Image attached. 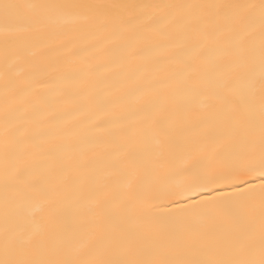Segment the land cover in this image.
I'll return each instance as SVG.
<instances>
[{
    "label": "snow or ice",
    "instance_id": "obj_1",
    "mask_svg": "<svg viewBox=\"0 0 264 264\" xmlns=\"http://www.w3.org/2000/svg\"><path fill=\"white\" fill-rule=\"evenodd\" d=\"M0 264H264V0H0Z\"/></svg>",
    "mask_w": 264,
    "mask_h": 264
}]
</instances>
